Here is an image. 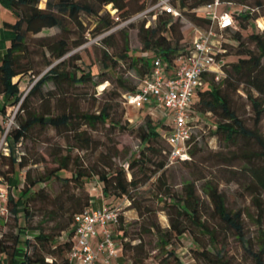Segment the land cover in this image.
I'll return each mask as SVG.
<instances>
[{"label":"trees","instance_id":"trees-1","mask_svg":"<svg viewBox=\"0 0 264 264\" xmlns=\"http://www.w3.org/2000/svg\"><path fill=\"white\" fill-rule=\"evenodd\" d=\"M211 1L213 0H171L181 13L188 15L193 25L204 28L210 25L211 20L200 14L197 9ZM220 1L228 4L239 3L247 7L245 10L231 12L235 24L238 22L241 27H246L251 19L264 15V13L258 12V9L264 7V0ZM0 2L11 9L16 17L13 22H5L7 27L13 29L14 35L0 61V122L9 105H18L20 109L26 110L30 97L38 92L41 93L42 85L49 80L61 85L63 82L77 84L89 81L98 84L105 79H94L96 73L92 64H87V70L76 62L72 67L66 66L69 59H80L79 54L62 58L72 47L85 41L84 34H79L76 38L71 36L72 27L75 24L82 26L81 13L96 16V30L101 32L110 29L117 21L128 19L154 3L147 4V0H46L45 6H40V0H0ZM110 3L116 9L112 15L110 10L106 9L107 4ZM153 12L151 10L147 15L139 17L141 22L137 27L142 44L141 54H134L136 50L130 49L127 30L121 29L124 32L121 46L115 48L114 52L107 46L101 49L98 74L107 70H114L119 64L125 62L129 67L136 70L141 79L151 71L152 60L155 56H160L165 63L169 64L179 52L187 51L190 48V44L187 45L184 42L183 22L180 15L159 10L155 23L146 26V22L151 18ZM127 24L128 26H135L133 22ZM45 27H57L59 29L55 34L44 35L39 38L40 56L43 59L41 66L50 65V67L36 80L30 92L23 95L19 78L28 72L36 74L41 71V69L36 68V51L30 49L28 40L33 34L40 32ZM113 35L114 32L108 33L102 38V42L105 45L110 44L109 40ZM233 38L238 41L234 51L237 58L223 63L225 73L219 80L214 79L211 75L205 77L204 84L195 95L191 113L197 117L193 124L203 121L201 115L210 114L213 116L215 128L212 132L224 141L235 144V150L221 157L229 165H241V171L248 178L245 182V188L255 199L258 209L257 217L260 225H262L264 218V205L261 199V193L264 191V132L260 122L264 118V34L260 30H253L247 35L249 41L255 45L256 50L248 45L239 27L234 30ZM224 46L226 47V43ZM224 54L229 56V50L227 49ZM59 58L61 59L58 62L53 63ZM16 76L19 78L14 80ZM121 85L125 88L122 92V102L126 107L124 93L135 90L138 84L122 82ZM240 88L246 94L253 111L251 125L247 124L233 101V93ZM74 115L72 111H62L57 114L50 111L45 113L29 111L27 116L19 119L17 126L5 133L6 147L9 152H1L0 154V157L8 158L7 167L0 168V182L8 185L6 203L9 207V214L0 222L7 224L9 223L8 218L12 216L13 226L18 228V232H6L0 228V264L5 262L7 264L67 263L68 252L73 245L74 214L91 206L92 202L87 190L83 195L72 194L67 201L70 214L66 221H59L57 228L50 231H46L41 226H31L32 209L36 204L53 201L48 192L45 191L44 186L41 185V182L53 177L62 178L64 183L74 181L82 190H85V183L95 176L97 178L96 185L99 186L105 202L111 203L109 202L110 196L127 195L132 200L133 206L140 209L133 191L139 187L143 180H138L137 174L133 170L136 167L144 169L147 159L151 160L150 157L145 156V149L153 153L161 152V149L155 146V141L162 135L161 129L168 126L165 120L157 118L149 112H146L144 123L140 124L137 129L144 147L141 154L133 157L127 165H116L109 170L100 171L94 167H84L76 162L75 169L71 170V175L67 176L63 174L64 170L69 168L66 157L62 158L60 165L46 176L32 177L27 171L24 185L17 194L13 192L9 182L15 172V166L27 165L23 154H16V145L35 125L53 126L56 129L68 127L72 130L71 124H73ZM80 116L91 126L98 122H110L112 125L117 123L115 116L107 106H102L97 112H81ZM2 128L4 131L5 127ZM90 138L89 135L85 136L87 141ZM239 139H242L243 142L240 143ZM192 140L193 133L188 141L190 155L193 153L190 150ZM167 149L168 147L164 150L166 157ZM165 164L166 161L162 158L146 177L148 179L161 171L157 176V180L161 182L158 193L167 203L169 227L162 229L159 223L149 222L146 228V231L155 232L158 235L157 245L165 252L159 260L160 264H186L182 257L177 254L176 249L169 246L173 244V238H179L184 233L190 234L199 244V246H191L193 257L196 260L202 258L205 264H231L224 255L225 244L220 240L218 225H212L207 218L202 216L200 196L197 193L196 185L193 182H187L184 185L183 194H176L166 184V181H163ZM130 172L132 174L128 176ZM201 185L213 203L214 215L218 217L219 223L227 230H232L236 237L242 241L249 252L252 264H264V226H261L262 229L257 237L258 246L255 248L250 238L246 236L242 211L228 208L225 195L217 183L206 179ZM189 202L192 204L189 205ZM21 215H23V222ZM121 220L120 215L116 231L118 238L124 244L125 259L126 257L130 258V264H144L145 258L148 257L145 246L135 244L130 251L131 254L127 253L130 243L126 241L128 230L120 224ZM32 229L36 231L34 234L30 232V230L34 231ZM203 234L209 235L210 246H207L202 240ZM139 237L140 241H143V237ZM210 247H213L214 250Z\"/></svg>","mask_w":264,"mask_h":264},{"label":"rangeland","instance_id":"rangeland-1","mask_svg":"<svg viewBox=\"0 0 264 264\" xmlns=\"http://www.w3.org/2000/svg\"><path fill=\"white\" fill-rule=\"evenodd\" d=\"M156 1L147 0V4L155 3ZM45 4L46 0H40V6H45ZM220 4V7H224L230 12L247 9L246 6L239 3L228 4L222 1ZM106 9L110 10L111 15L116 10L111 3L107 4ZM197 11L203 14L205 11L204 5L200 6ZM258 12L264 13V7L258 9ZM180 17L183 22L184 42L188 45L191 43L195 29L193 22L186 13H182ZM130 18L121 19L110 29L97 32V17L81 13L82 26L75 24L72 27L71 36L76 38L79 34H84L85 41L78 46L72 47L62 57H70V55L75 54L81 56L80 59H69L66 66L72 67L76 62L87 70V64H92L96 73L94 79L105 78L104 80L98 84L89 81L77 84L63 82L61 85L49 80L42 85L41 93L38 92L30 97L26 110L20 109L18 105L7 106V112L0 122V154L1 152H9L6 147L5 133L17 126L19 119L27 116L29 111L36 113L50 111L53 114L62 111H72L76 117H74L73 124H71L73 126L72 130L68 129V127H66L67 129H56L53 126L35 125L16 145V154H23L27 165L23 167L15 166V172L9 182L15 194L24 185L27 171L30 172L32 177L46 176L51 170L60 165L62 158L67 157L69 162V168L64 170L63 173L68 176L71 175V170L75 169L76 162L84 167H94L103 171L109 170L112 166L127 165L133 157L141 154L144 145L140 140L137 129L145 121L146 107L139 109L134 104H127L125 107L122 102V92L125 88L121 85L122 82L138 84L140 75L125 62L119 64L114 70H107L102 74H98L101 49L107 46L114 52L115 48H118L119 45L121 46L124 36V32L121 29H125L128 32L130 49L136 50L134 54H141L140 48L142 44L138 36L137 27L141 22V17ZM129 22H133L135 26H128L127 23ZM154 23L155 19H152V24ZM238 27L248 45L256 50L255 45L249 41L247 35L253 30H260L264 34V15L251 19L246 27H241L237 22L234 27L224 33L222 40L226 43V47L229 50V56H225L226 61L237 58L234 51L238 41L233 38V33ZM58 30L57 27H45L29 38L30 49L36 51V68L41 69V71L36 74L28 72L20 78L19 76L14 77V80L19 78L23 95L30 92L36 80L50 67V65L41 66L43 59L40 56L39 38L44 35L55 34ZM111 32H114V35L109 40L110 44L105 45L102 42V38ZM46 54L48 55V52ZM60 59L54 60L53 63L58 62ZM233 101L241 116L248 125H251L253 111L248 103L246 94L241 88L233 93ZM102 106H107L115 116L117 120L115 125L110 122H98L96 125L91 126L80 116L81 112H97ZM201 117L203 121L193 126V140L190 146V150L193 153H191V158L186 162H168L164 153L168 144L162 135L155 141V146L161 149V152L153 153L145 149V156L147 158L150 157L152 161L147 159L144 169L136 167L133 170L137 174L138 180H143L139 187L133 191L140 209L133 206L132 200L127 195L109 197V202L120 206V215L122 217L120 224L128 230L126 241L130 243L127 253L131 254L130 251L135 244L145 246L148 257L145 258L144 264H160L159 260L165 253L157 245L158 235L155 232L146 231L149 222L159 223L162 229L169 227L167 203L165 199H162V195L158 193L161 182L157 180V176L161 171L146 179L151 170L156 167L157 162L162 158L166 161L163 181H166V184L176 194H183L184 185L187 182H193L196 185L197 193L200 196L202 216L207 218L212 225H218L220 240L225 244V257L230 260L231 264H252L249 252L242 241L236 237L232 230H227L219 223L218 217L214 215L213 203L201 184L206 179L217 183L219 189L225 195L228 208L242 211L246 236L250 238L255 248L258 246L257 237L262 229L261 226H264V218L262 225H260L257 217V204L252 194L245 188V182L248 178L241 171V165H229L221 157L235 150V144L224 141L212 132L213 128H215L213 116L205 114L201 115ZM3 126L5 127L4 131L2 130ZM260 126L264 132V118L261 120ZM78 131H81V133H78ZM167 131H169L168 128L161 129L162 134ZM88 135L91 136L89 141L85 139V136ZM238 141L240 143L243 142L242 139ZM6 161H8V158L0 157V168L7 167ZM131 174L132 172L128 173V176ZM144 179L146 180L144 181ZM96 181L97 178L95 176L87 181L85 190H82L74 181L64 183L63 179L58 177L41 182V185L44 186L45 191L48 192L53 201L36 204L32 209L33 217L30 225L34 227L41 226L46 231L57 228L58 222L66 221L70 214L67 201H69L68 197L72 196V194L83 195L87 190L91 196V202L93 204L97 203L100 199L99 192L101 190L96 185ZM162 186L164 187V185ZM261 199L264 205V191L261 193ZM188 204L191 205L192 203L189 202ZM2 220L4 219L0 218V221ZM23 220V215H21V221L23 222ZM8 222L7 224L0 222V228L6 232H18V228L13 226L12 216L8 218ZM30 232L34 234L36 231L30 230ZM139 236L143 237V241H140ZM202 240L207 246H210L208 234H203ZM169 246H173L176 249L177 254L182 257L186 264H205L202 258L196 260L193 257L191 246H199V244L190 234L184 233L179 238H173V244ZM210 248L213 249V247ZM130 262L131 259L126 257V263L130 264Z\"/></svg>","mask_w":264,"mask_h":264},{"label":"built area","instance_id":"built-area-1","mask_svg":"<svg viewBox=\"0 0 264 264\" xmlns=\"http://www.w3.org/2000/svg\"><path fill=\"white\" fill-rule=\"evenodd\" d=\"M220 0L204 4L203 15L210 18L206 28L194 25L195 36L187 51L179 52L167 64L160 56L152 60L151 71L146 73L133 91L124 93L125 104L146 107L151 115L165 120L169 131L162 134L168 149V162L190 159L188 141L193 133L191 113L195 95L204 84L207 75L219 80L225 73L223 63L227 48L222 37L224 32L235 26V19L228 10L217 11ZM153 14L146 26L156 19L159 10L173 15H182L171 0H157L134 14L130 19ZM146 53V52H144ZM166 110V111H165ZM102 196V195H101ZM8 185L0 182V218L8 217L6 203ZM120 206L103 202L74 214L73 245L68 252L66 264H127L124 257V244L117 236ZM5 264V263H2Z\"/></svg>","mask_w":264,"mask_h":264},{"label":"crops","instance_id":"crops-1","mask_svg":"<svg viewBox=\"0 0 264 264\" xmlns=\"http://www.w3.org/2000/svg\"><path fill=\"white\" fill-rule=\"evenodd\" d=\"M220 5L221 4H219L217 6V11L218 12L225 11L226 9L224 7H220ZM15 18L16 17L14 15V13L11 11V9L4 6L0 2V61L2 60L3 54H4L7 46L9 45L11 38L14 35L13 29H11L10 27H7L5 25V22H13L15 20ZM194 36H195V33H194ZM194 36L192 37L191 43L194 39ZM191 43H190V46H191ZM139 109H141V108H139ZM99 195H100V199L98 200L97 203H95L93 205H99V204H102L104 202V199L101 196V192H99Z\"/></svg>","mask_w":264,"mask_h":264}]
</instances>
